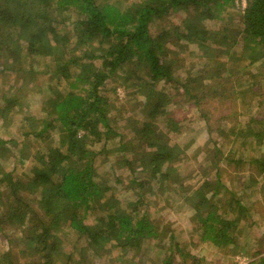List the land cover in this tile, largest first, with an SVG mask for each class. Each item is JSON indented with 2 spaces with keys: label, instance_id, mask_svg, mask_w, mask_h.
I'll use <instances>...</instances> for the list:
<instances>
[{
  "label": "trees",
  "instance_id": "1",
  "mask_svg": "<svg viewBox=\"0 0 264 264\" xmlns=\"http://www.w3.org/2000/svg\"><path fill=\"white\" fill-rule=\"evenodd\" d=\"M121 2L0 0V74L11 80L0 93V120L24 108L25 86L38 80L48 86L42 113L24 116L35 119L21 138H0V232L4 225L15 228L24 244L19 253H31L20 262L8 250L0 264H97L103 256L105 264H204L191 253L196 244L184 247L176 237L173 222H156L152 215L164 208L163 195L175 191L177 166L188 158L186 146L169 135L184 129L167 107L178 96L198 107L207 136L205 157L194 162L205 173L181 201L192 214L197 241L225 257L249 252L252 264H264L263 205L250 206L243 197L255 187L248 197L258 190L264 199V107L249 109L255 96L264 103L256 81L264 79V0H244L243 7L242 0ZM233 20L236 31L228 25ZM174 49L197 55L201 68L194 72L192 65L180 77L177 67L184 63L170 57ZM20 75L24 82L13 86ZM115 81L131 88L129 97L142 98L137 117L125 119L130 132L110 116L118 110L114 87L108 94ZM241 82L257 89L234 98H247L246 123L217 127L207 107L222 102L230 104L224 113L235 110L233 87ZM34 143L30 157L3 170L11 148L20 154ZM252 147L259 155L249 152ZM23 160L30 162L28 170ZM221 160L231 168L226 181ZM240 165L251 168L247 184ZM253 215L261 217L262 233L246 251L240 236L246 235L244 224L254 233ZM70 235L75 238L68 250Z\"/></svg>",
  "mask_w": 264,
  "mask_h": 264
},
{
  "label": "rangeland",
  "instance_id": "2",
  "mask_svg": "<svg viewBox=\"0 0 264 264\" xmlns=\"http://www.w3.org/2000/svg\"><path fill=\"white\" fill-rule=\"evenodd\" d=\"M121 1H122L121 3L127 4V2H132V1H137V0H121ZM244 5H245V2L244 0H242L239 6L243 7ZM236 21L237 20H233L228 23L230 28H232L234 31H236L237 29V25H235ZM226 22H228V20ZM179 51L180 50L174 49L170 57L172 58L177 57L178 59H182L183 61L184 64L181 66L179 65L177 67L178 69L177 73L179 74L180 77L185 76L186 71L192 65H193L192 71L194 72L201 68L200 59H196L198 58L197 55L190 53V51L182 49L180 51L181 52V56H180L178 54ZM194 52L196 53V51ZM35 66L37 68V65ZM138 72H140V70ZM7 78L8 77L4 76L3 74H0V93L5 92L8 84H10L11 82V80L10 79L7 80ZM225 78L227 79L229 77H226L225 75ZM20 79H22V81H19L18 83L13 84V86H18L16 84H22L25 80V77H23V75H20ZM256 81H258L259 83L260 91L264 93V83H263L264 79H261L260 77ZM62 86L65 87L64 82L62 83ZM159 86L160 85H158V87ZM47 87L48 86H47L46 81L40 82L38 80L37 82L35 81L34 85L25 86L22 89V95L25 94L24 106H23L24 108H22L21 111H18L19 109L15 108L14 111H12V113H9L6 117H4L5 120L3 121L0 120V138L7 139L10 137L16 140L21 138V132L25 131V129L29 127L31 122L33 124V120L35 119L34 118L31 121L25 120L24 116L26 115V113L27 112L31 113L34 117H37L38 115L42 113L41 106L43 105V101L46 98L45 96H46ZM108 87H110L108 94L113 96V87H114L115 94L117 96L116 97V107H118V110L113 109V111L110 112L111 119L114 121V123L119 124V126L121 127L120 130L122 129L125 130V133L128 131L130 132L128 126L125 124L126 120L128 121V118H133L134 120L137 117L139 113V103H141L142 98L137 95L129 97L128 93L131 90V88L124 87L123 82L121 81L119 82L115 81L113 83H110ZM254 88L255 86L253 87L252 83H247V85L245 86L243 82L239 83V86L236 85V83H234L233 89L236 92V93L234 92V94L236 95L234 94L232 95V99H233L232 103L234 104L233 108L237 110L236 111L234 109L230 110L229 108L227 109L228 114H226L223 112L222 107H230V104L222 103V102H218L216 104V102H212L210 107H207V109H209V111L213 113L212 117L209 116L211 122L217 127H219L220 125V127L223 126L224 128H227V129L231 127H235L238 122L246 123L245 121H247L248 113L245 114L246 109L244 108L245 107L244 104H245V101H247V98L241 99L240 96H239V100H236L234 98L235 96H237V92L239 91L248 92L251 90L254 91ZM255 91H257L256 88H255ZM173 101H175L176 104L175 105L169 104L167 107H169L168 109L171 112L170 113L171 116L177 119L178 121L182 122L180 125H182V127L184 126L183 127L184 129H182L183 132H181L180 134L177 133L174 135L172 134H169V135L172 140L176 141V143H179L182 146H186L188 158L184 159L181 162V164L177 166V169L179 171L178 177L176 180L177 182H175L176 184L175 183L172 184L171 182V184L175 186L174 187L175 191H172L170 194L166 192L163 195L164 201H162L159 207L164 206V208L162 210L156 211L155 213H152V215L156 218L155 219L156 222L158 220H162L163 222L164 220L165 221L168 220L167 222H173L174 223L173 227H175L173 231L176 234V237L181 242H185L184 247L188 248V247H192V244H196L195 248H192L191 253L204 257V262H205L204 264H212V263L213 264H252L250 261L253 260V258L248 255L249 252L244 253L243 251L242 252L243 254L242 253L230 254V257H225L219 254L218 252H215L214 247L211 244L199 243L197 241L198 239H196L197 235L195 233V227H194L195 224L191 221L192 214L188 209L186 208L184 209V207L181 205V201H182V197L184 193L187 190H189L191 187L198 185L199 180H200L199 177L201 175H204L203 173H205V171H202L201 168L197 167V165H195L194 162L195 161L200 162L205 157V152L203 150L205 147L204 142L206 141L207 136H206V133L204 132L205 124H204L203 119L199 115L200 112H199L198 107L194 106L192 102L189 101L184 96H178ZM256 107H259V109L261 107H264V103L262 104L260 103V97L258 96H255V100L254 102H252V106L249 107V109H253L252 111H254ZM223 115H226V116L224 117ZM220 117H223V118L220 120H215ZM35 145L36 143L29 145V147L20 154L17 151V149H15V147L11 148L10 150L12 151V154H11L12 157H9V159L6 160V162L4 161L2 162L4 166L3 170L8 172L12 168L14 160H20L21 159L20 157L24 156L26 153H27V156L30 157L31 153H33L36 150ZM111 146H113V144ZM224 150H226V148H224ZM263 151H264V147H263ZM249 152L253 155H259V150L255 147H252ZM110 157H111L110 159L113 158V156H110ZM23 161L25 163L24 164L25 170H28L29 166H31V164H29L30 162L28 163L27 160H23ZM207 162L209 164L206 166H209L211 163V158ZM219 165H221L222 167L220 169H221V173L223 176V180L226 181V178L229 179V176L231 175V172L229 173V169L231 168L229 166H226V163L224 160H221L219 162ZM241 168H244L245 170H247L241 176L244 179L245 183L247 184L249 182L248 180L249 177L247 176V174L251 171V168H249L248 166L240 165L238 170H240ZM209 171L210 170H208V174L206 176L213 177V172L212 171L209 172ZM123 174L125 173L123 172ZM127 175L126 176L122 175V177L127 178ZM240 183H241L240 180L239 182L231 181L230 186L231 187L234 185L237 186V185H240ZM252 190H256V188L253 187L248 190L246 189L245 191L249 195L251 192H253ZM144 192H145L146 200L149 201L147 204L149 205V203L151 202V197H150L151 194H149L150 191L146 187ZM116 193L118 192L116 191ZM129 194L131 196L132 192H130ZM248 195L243 196L245 199H247L246 200L247 203L250 206H252L255 202L260 201L263 205V206L261 205L263 208H259V207L258 208L261 209L264 213V203L262 202V200L264 201V199L262 197V194L257 190V191H254L251 198L250 196L248 197ZM125 196H127V194H125ZM4 210H5V207L4 205L1 204L0 212H3ZM255 210H252L253 214L257 211ZM252 220L256 221V226L252 227V229L254 230V233H251L250 226H248V224H244V233L246 235L241 234L240 236V244H243L245 241H247L246 251H248V247L257 245L256 243L259 241L258 237L261 236L259 234L262 233V231L258 227L262 223L264 226V218H262V223H261V217L257 215H253ZM15 231H16L15 228L8 226V225H4L3 231L0 232V255H2L8 250H11V255L17 257L16 260L20 259L19 260L20 262L27 261L31 257V253L25 252L23 255L19 253L20 250L24 249V244H23V239L21 238L22 235L21 234L19 235V233H16ZM6 233H9L10 236H7V235L4 236ZM11 236H12L11 238L12 240L11 242H8L7 238L8 237L10 238ZM166 237L167 235L166 236H164V234L162 235V239H163L162 243L164 247L166 246V241H167ZM74 238L75 237L73 235H70L69 237L66 238L65 240L66 249L68 250L72 249L71 243ZM116 255H117L116 252L112 253V256L116 257ZM101 258L102 259H99L97 264H105V263H102V260H107V257L103 256ZM116 264H119V263H116Z\"/></svg>",
  "mask_w": 264,
  "mask_h": 264
}]
</instances>
